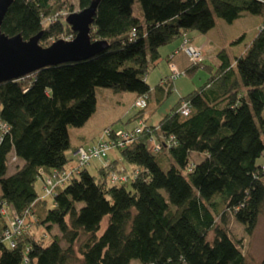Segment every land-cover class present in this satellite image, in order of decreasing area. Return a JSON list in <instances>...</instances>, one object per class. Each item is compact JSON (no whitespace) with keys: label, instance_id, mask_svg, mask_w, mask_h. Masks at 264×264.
I'll return each instance as SVG.
<instances>
[{"label":"trees","instance_id":"trees-1","mask_svg":"<svg viewBox=\"0 0 264 264\" xmlns=\"http://www.w3.org/2000/svg\"><path fill=\"white\" fill-rule=\"evenodd\" d=\"M90 2L77 0V6ZM136 2L142 19L134 13ZM63 11H73L67 0H13L1 31L24 39L42 32V46L71 39L75 32ZM242 12L259 17L244 49L233 57L220 49L211 67L204 59L189 65L185 74L200 67L212 73L156 125L142 119L152 90L146 76L160 48L183 41L189 31L208 32L215 17L232 22ZM90 36L108 48L0 83V119L8 126L0 142V264H250L228 226L233 218L252 236L264 213V0H100ZM98 88L147 96V106L133 117V127L141 119L145 129L112 149L130 168L108 152L96 159L97 175L87 171L91 160L50 189L47 180L76 161V153L74 162L66 156L73 149L69 130L95 112ZM154 90L165 86L159 82ZM166 90L172 93L171 86ZM183 101L190 105L187 115L179 111ZM151 137L161 146L158 153L148 147ZM100 139L104 130L75 152ZM10 159L15 168L9 172ZM112 172L126 181L110 183ZM16 218L22 227L14 232ZM32 225L44 229L47 243L34 237Z\"/></svg>","mask_w":264,"mask_h":264},{"label":"rangeland","instance_id":"rangeland-1","mask_svg":"<svg viewBox=\"0 0 264 264\" xmlns=\"http://www.w3.org/2000/svg\"><path fill=\"white\" fill-rule=\"evenodd\" d=\"M67 1L71 3V5L73 6L72 12L79 11V8L77 6V0H67ZM133 8L135 15L142 19V13L139 4L137 2L133 5ZM68 14L69 12L63 11L61 12L60 16H62V18L64 19V17L67 16ZM258 23H259V17L252 15L248 12H242L240 16L234 19L232 22H227L222 18L215 17V25L208 32L206 33H199L197 31L187 32V37L190 39L189 45H193L198 48L202 45L211 44V46L213 47H218L219 49L222 48L226 49L227 52L230 53V56L233 57V53L241 52L244 49V47L251 41L254 34L257 32ZM178 42L181 43L182 38H179L177 40V43ZM187 58L189 65L198 64L196 61L190 60L188 56ZM215 62L216 60L212 58L208 53V57L203 61V64L211 67ZM172 63L176 66L179 72L183 71L184 73L185 69L183 70L179 68L177 59H172V62H169L166 60V57L161 55L156 65L150 69V71L146 76V82L152 90H154L155 86L159 82L165 86V90L161 94L157 91L158 92L157 94L160 95V99H155L154 96L155 92L151 93V98L149 100L148 106L144 110L142 119L144 118L145 115L148 118L147 120L148 123H150L151 125H156L158 121L165 114H167L171 108L174 107L175 103L181 97L177 95V92L186 95L187 93L203 85L208 80L210 74L212 73L210 69L200 67L193 73L180 74L175 79V81H170L169 78L173 70V68L171 67ZM165 80L166 83H164ZM174 82H175V88L173 85ZM168 86L172 87V91H171L172 93H170L169 95H165ZM102 92H109L110 96L107 98V96L103 95ZM97 97H98V108L96 114L87 123L86 125L87 127L85 128V130L88 128L89 133L92 130L93 131L97 130L92 135L94 136V139L95 137L97 139V137L101 135L103 132V129L98 127H102L104 125H106L105 129L111 128L114 131L120 129H131L133 127L135 123L133 117L138 112V110L136 108H133L134 95H132V93L114 92L113 90L108 88H98ZM71 130H72L71 141L72 143L74 142L76 143L78 139H75L74 137L76 134L80 132L79 130L81 129L73 128ZM93 131L90 134H92ZM92 136L87 135L86 140H83L82 143L83 144L86 143V146L91 144L92 140L89 137ZM72 154L73 153L71 149L66 151V156L70 158L72 162H74V157ZM161 156H165V153H162ZM108 158L111 160L116 158L119 162L124 164V166L129 170L130 165H127L125 162L121 160L119 151L110 150L108 154ZM163 158L165 159V157ZM262 158L261 160H263ZM10 162L14 163L12 159H10L9 163ZM11 163L8 165L9 172L14 170L15 168ZM99 163H100L99 160L96 159L92 160L91 163L86 167L87 171L92 175H97ZM163 165L167 166L166 163H164ZM36 189L40 194H42L41 181L39 180L36 181ZM45 198H46L45 200H47L48 202V205L51 206L52 197L47 196ZM104 226H105V222L102 224V228ZM30 228L31 231L34 233V237L37 240H41L44 243H47L49 241L50 238L48 236H45L44 233L45 231L43 228H37L33 225L30 226ZM228 229L234 240L241 239L240 249L246 256L250 264H258V262L264 257V213L260 216L257 227L252 236H247L243 230V226L237 223L233 218H231L229 221ZM56 232H57L56 229L53 228L50 235L55 234ZM130 264H140V263L138 260H132Z\"/></svg>","mask_w":264,"mask_h":264},{"label":"water","instance_id":"water-1","mask_svg":"<svg viewBox=\"0 0 264 264\" xmlns=\"http://www.w3.org/2000/svg\"><path fill=\"white\" fill-rule=\"evenodd\" d=\"M100 0L77 12L69 13L65 22L75 32L71 39H57L49 46L40 45L42 32L24 39L20 34L8 36L1 31L5 13L13 0H0V83L27 76L41 68L92 58L108 48L105 40H92L90 29Z\"/></svg>","mask_w":264,"mask_h":264},{"label":"built area","instance_id":"built-area-1","mask_svg":"<svg viewBox=\"0 0 264 264\" xmlns=\"http://www.w3.org/2000/svg\"><path fill=\"white\" fill-rule=\"evenodd\" d=\"M190 44V39L184 35L183 41L180 47L174 52V54L170 57L172 59L175 55L183 52L185 55L189 57L190 60L200 62L203 60L202 52L199 48ZM171 67L173 68L171 76L169 78L170 81H175V79L180 75L184 74L183 71H178L176 66L172 63ZM171 68V69H172ZM147 106V96L137 97L133 102V107L136 109H144ZM179 111L183 115H187L190 112V105L187 101H183L179 108ZM146 125L143 120H138L135 127L132 129H120L117 131L112 130L111 128H107L104 130V134L106 139H100L99 142L93 145L90 148H79L76 153V161L73 166L67 167V169L61 173L53 174L51 179L47 180V184L50 186L48 188H53L56 185V182H66L73 177H76L79 171L89 164V162L93 159H99L105 156L112 149H121L130 144L135 136L139 135L143 129H145ZM8 131V126L2 122L0 119V142ZM148 147L153 153H158L161 149V146L158 142H156L152 137L148 140ZM58 176V178H57ZM60 178V179H59ZM59 179V180H58ZM126 177L124 175H119L116 172H112L109 176V182L121 183L125 182ZM50 189H46L47 193H50ZM12 230L14 232L18 231L19 228L22 227V221L18 218L14 219L10 224ZM9 232H5V237L9 239ZM10 245L14 246L12 240H10Z\"/></svg>","mask_w":264,"mask_h":264},{"label":"crops","instance_id":"crops-1","mask_svg":"<svg viewBox=\"0 0 264 264\" xmlns=\"http://www.w3.org/2000/svg\"><path fill=\"white\" fill-rule=\"evenodd\" d=\"M180 44L181 43H177V40L176 41H174L173 43H171V44H168V45H166V46H163V47H161L160 48V54L162 55V56H164V57H166V60H167V58H169V56H170V54H172V52L176 49V48H178L179 46H180ZM198 48H200L201 50H202V53H203V56H204V60L208 57V53H209V55L212 57V58H214L215 59V53L217 52V51H219L220 49L218 48V47H213V46H211V44H206V45H202V46H200V47H198ZM214 55V56H213ZM173 59H177V63L179 64V68H181V69H186L188 66H189V64H188V58H187V56L184 54V53H179V54H177V55H175L174 57H173ZM216 60V59H215ZM165 77H167V76H165ZM161 80V79H160ZM173 85H174V88H175V82L173 83ZM152 92H155V94H154V96H155V99H160V95L159 94H157L158 92L161 94L162 93V91H155V90H151V93ZM151 93H150V96H149V100H150V98H151ZM102 94L103 95H106L107 96V98L110 96V94H109V92H102ZM132 95H134V99H133V101L135 100V98L137 97V95L136 94H134V93H132ZM157 95V96H156ZM159 95V96H158ZM177 95L178 96H184L183 95V93H180V92H177ZM98 90L96 91V98H97V104H96V110H95V112L92 114V116L88 119V121L81 127V128H79V129H81V130H79L80 132L78 133V134H76L75 135V139H78V141L75 143H72V141H71V129H73V128H71L70 130H69V135H70V141H71V145H72V147H73V149H72V155H74V153H75V149H76V147H78V146H80V145H82L83 143H82V141L83 140H86V137H87V135H89V136H92L97 130H95V131H93V133L92 134H90L89 132H88V128L85 130V128L87 127L86 125H87V123L95 116V114H96V111H97V108H98ZM106 98V99H107ZM144 118H145V120L147 121L148 120V118L144 115ZM148 122V121H147ZM150 124V123H149ZM92 126H93V124H92ZM98 128H102L103 130L106 128V125H104V126H102V127H98ZM102 129H100V130H102ZM99 130V129H98ZM86 133H88V134H86ZM96 136V135H95ZM89 138H91V140H92V142L96 139V137H95V139H94V136H92V137H89ZM98 138V137H97ZM86 144V143H85ZM263 158V160H259V163L261 164V165H264V153H263V156H262ZM116 159V158H115ZM119 165H121V166H123L124 164H119ZM124 167V166H123Z\"/></svg>","mask_w":264,"mask_h":264}]
</instances>
